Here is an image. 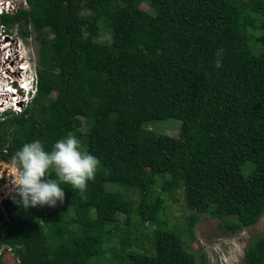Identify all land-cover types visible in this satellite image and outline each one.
I'll return each mask as SVG.
<instances>
[{
    "label": "trees",
    "instance_id": "16d2710c",
    "mask_svg": "<svg viewBox=\"0 0 264 264\" xmlns=\"http://www.w3.org/2000/svg\"><path fill=\"white\" fill-rule=\"evenodd\" d=\"M27 3L0 25L20 24L23 39L34 32L37 93L20 114L0 116V158L11 161L34 139L51 150L71 133L100 165L84 192L62 185L55 207L27 209L9 196L0 264H207L185 246L194 216L186 229L165 218L177 191L227 235L260 221L264 0ZM167 119L179 123L177 137L148 127ZM116 239L125 245L110 246ZM242 264H264V236Z\"/></svg>",
    "mask_w": 264,
    "mask_h": 264
},
{
    "label": "clouds",
    "instance_id": "9594fccd",
    "mask_svg": "<svg viewBox=\"0 0 264 264\" xmlns=\"http://www.w3.org/2000/svg\"><path fill=\"white\" fill-rule=\"evenodd\" d=\"M4 15L8 14L2 10L0 18ZM26 56L23 59L24 68H17L16 71L18 78L25 83L24 87L18 81H15V87L28 98L29 104L37 93L38 71ZM222 66L223 51L218 50L215 67L219 69ZM21 112L6 111L2 115ZM99 165V158L83 149L81 140L71 133L58 139L51 150H46L40 139L26 142L12 158L18 203L27 209L45 205L55 207L65 198V187L62 185L67 184L72 189L84 192L88 182L95 178ZM53 171L55 176L52 175Z\"/></svg>",
    "mask_w": 264,
    "mask_h": 264
},
{
    "label": "rangeland",
    "instance_id": "374dc122",
    "mask_svg": "<svg viewBox=\"0 0 264 264\" xmlns=\"http://www.w3.org/2000/svg\"><path fill=\"white\" fill-rule=\"evenodd\" d=\"M141 8L145 11L148 10L146 4H142ZM2 29L3 27H0V41L2 39L1 33H3ZM29 29L31 28L29 27ZM21 31V25L17 24L10 29L8 28L4 33L13 40L19 39L21 41V52L24 53V59L27 58V56H25V54H27L35 70L38 71V46L35 42L34 32H31L30 37L23 39L20 34ZM249 33L251 34V32ZM107 38L106 35L102 39L107 40ZM249 46L252 48L253 44L250 43ZM252 51L257 53L256 50L252 49ZM148 127L151 128L156 135L165 134L177 137L180 125L173 119H167L164 121H151L148 123ZM136 194V191H133L132 195L129 193L133 201H137ZM165 204L168 211L165 218L170 224H174L180 227V229H186L188 219L194 216L195 222L191 229L192 237L185 230L184 240L187 250L195 257L196 261H200V256H203L207 264H242L245 248L264 236V214L260 221L251 228L244 229L233 235H227L223 230L218 228V220L211 219L208 214H196L189 210L185 206L181 191H177L176 201L169 199ZM121 228H124L122 223ZM124 245L125 243L118 239L110 243V246H115L116 249ZM110 255V253H107L105 258H110ZM8 264H14V262L9 260Z\"/></svg>",
    "mask_w": 264,
    "mask_h": 264
},
{
    "label": "built area",
    "instance_id": "2783aa9c",
    "mask_svg": "<svg viewBox=\"0 0 264 264\" xmlns=\"http://www.w3.org/2000/svg\"><path fill=\"white\" fill-rule=\"evenodd\" d=\"M27 9V0H0V12L5 10L8 15H14L19 10ZM0 27H3L0 41V115L6 111L19 113L23 111L28 102V98L19 93L15 87V81H18L21 87H24L25 84L16 74L17 68H24V53L21 52L22 43L19 39L13 40L8 37L4 33L7 31L4 25H0ZM3 152L6 153V149ZM14 176L15 169L12 166V160L4 161L0 158V211L3 214H5L3 203L16 192L13 183ZM5 248L8 247L0 245V254ZM7 250L10 251V249Z\"/></svg>",
    "mask_w": 264,
    "mask_h": 264
}]
</instances>
